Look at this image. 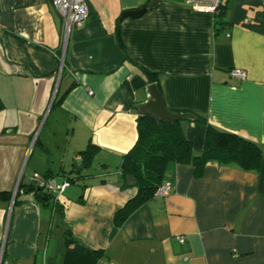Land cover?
Instances as JSON below:
<instances>
[{
    "label": "crops",
    "instance_id": "1",
    "mask_svg": "<svg viewBox=\"0 0 264 264\" xmlns=\"http://www.w3.org/2000/svg\"><path fill=\"white\" fill-rule=\"evenodd\" d=\"M150 1L83 0L86 20L65 33L52 0H0V264H264V0H223L219 19L161 0L119 20ZM149 74L169 110L256 144L261 164L208 162L200 177L171 164L169 193L118 224L137 193L120 167ZM180 125L199 155L205 127ZM34 175L71 184L41 202Z\"/></svg>",
    "mask_w": 264,
    "mask_h": 264
},
{
    "label": "trees",
    "instance_id": "2",
    "mask_svg": "<svg viewBox=\"0 0 264 264\" xmlns=\"http://www.w3.org/2000/svg\"><path fill=\"white\" fill-rule=\"evenodd\" d=\"M220 14L217 15V19ZM115 37L118 45L124 49L118 26L115 30ZM148 76L149 83H155L159 89L156 77L152 74ZM63 96L58 97L56 94L53 105L59 104ZM1 107L0 102V109ZM194 122L205 127L202 150L197 156L193 154L192 145L186 139L180 122L170 124L151 116L137 118L136 142L123 156L120 167L123 178L132 176L135 179L137 193L116 214L115 219L118 224L124 222L131 213L155 195L157 189L163 184L167 167L171 164H191L196 177L202 175L204 166L208 162L232 166L248 172L259 170L262 151L256 144L235 134L217 130L200 115L195 114ZM93 149L92 145H88L84 151L80 152L84 164L92 155ZM35 188L31 190L35 193L36 198L41 202L48 203L52 198L51 195L41 188ZM7 196L5 193H0V198Z\"/></svg>",
    "mask_w": 264,
    "mask_h": 264
},
{
    "label": "built area",
    "instance_id": "3",
    "mask_svg": "<svg viewBox=\"0 0 264 264\" xmlns=\"http://www.w3.org/2000/svg\"><path fill=\"white\" fill-rule=\"evenodd\" d=\"M222 1L223 0H187L186 4L193 11L208 13L215 17L222 11ZM52 3L63 20L65 33H68L71 28L81 27L88 16V10L83 0H52ZM229 75L241 81L246 79V72L241 69H231ZM75 160L78 162L81 161V158L76 157ZM28 182L31 184L34 182V187L41 188L48 194H61L71 184V181L67 179L58 182L38 175H34ZM170 190V183L165 182L157 189L155 195L165 196ZM178 241L183 244L186 241V237H178Z\"/></svg>",
    "mask_w": 264,
    "mask_h": 264
},
{
    "label": "water",
    "instance_id": "4",
    "mask_svg": "<svg viewBox=\"0 0 264 264\" xmlns=\"http://www.w3.org/2000/svg\"><path fill=\"white\" fill-rule=\"evenodd\" d=\"M160 2L161 0H151L146 6L138 10L125 11L121 14L119 20L122 21L123 19H132V20L139 19L144 14H146L147 11L156 9L160 4ZM56 92H57V88H55L53 91L52 101L55 98ZM146 94H147L146 101L136 106V110L140 117L151 116L154 119L170 124H173L175 122L195 120V116L192 114L177 113L169 110L165 106L164 98L155 83H151L146 87ZM125 183L129 187H135L136 185V181L132 176H126ZM32 185L35 186V183L33 182Z\"/></svg>",
    "mask_w": 264,
    "mask_h": 264
}]
</instances>
